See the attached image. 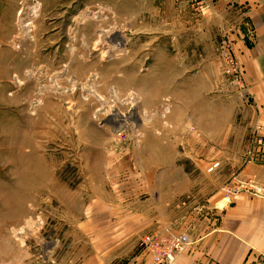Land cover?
I'll return each mask as SVG.
<instances>
[{
    "label": "rangeland",
    "instance_id": "1",
    "mask_svg": "<svg viewBox=\"0 0 264 264\" xmlns=\"http://www.w3.org/2000/svg\"><path fill=\"white\" fill-rule=\"evenodd\" d=\"M174 1L185 14L152 0H0V264H76L83 206L161 179L152 170H165L174 228L211 190L264 197L235 176L262 126L220 94L239 87L224 73L230 29L214 0Z\"/></svg>",
    "mask_w": 264,
    "mask_h": 264
},
{
    "label": "crops",
    "instance_id": "2",
    "mask_svg": "<svg viewBox=\"0 0 264 264\" xmlns=\"http://www.w3.org/2000/svg\"><path fill=\"white\" fill-rule=\"evenodd\" d=\"M152 1L155 6L152 9L156 8L160 15L186 13L180 2ZM212 6L220 26L230 29V39L244 68L245 92L251 98L245 101L239 87L228 90L225 84L221 85L220 94L225 92L231 107L232 103L237 104V117H242L243 122L245 117L258 121L262 126L259 134L264 136V0H214ZM257 146L255 158L240 163L235 176L264 188V148ZM151 173L162 177L146 181L142 188L132 185L119 189L109 199L83 206L85 218L72 224L83 237L76 264H154L142 248V238L169 231H185L191 241L174 264L264 261L263 196H254L246 190L225 196L211 190L206 195V210L197 203L193 216L184 222L187 225L174 228L176 200L166 198L165 170Z\"/></svg>",
    "mask_w": 264,
    "mask_h": 264
},
{
    "label": "built area",
    "instance_id": "3",
    "mask_svg": "<svg viewBox=\"0 0 264 264\" xmlns=\"http://www.w3.org/2000/svg\"><path fill=\"white\" fill-rule=\"evenodd\" d=\"M210 1L213 0H207V2ZM209 5L210 4L208 3L207 7H210ZM221 49L223 50L222 52L224 54V73L228 76V78L232 79V81L237 86H239L242 93L248 95L247 92L245 93L246 79L244 78V68L238 58L235 56V50H233L231 43L228 40H224L222 42ZM250 98L251 97L249 95L247 99L249 100ZM258 137H260L258 139L259 146L264 148V136H259L258 133L256 134V139ZM251 150H254V148ZM249 154L250 159H254L256 156L255 151H251ZM215 164L212 166L211 170L218 166L217 163ZM243 186L244 185L237 186L236 189L234 186H232V188L227 187L226 193L227 195L236 193L240 191V188H243ZM190 243L191 241H189L188 233L185 231L181 233L169 231V233L165 235L154 232L146 234L142 238V248L146 254L152 258L154 264H174L178 258V255L184 253V251H186L189 247Z\"/></svg>",
    "mask_w": 264,
    "mask_h": 264
}]
</instances>
